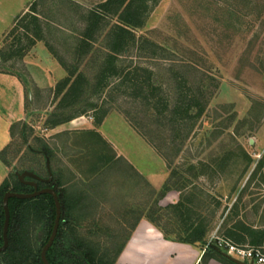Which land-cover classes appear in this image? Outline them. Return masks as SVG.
I'll return each instance as SVG.
<instances>
[{
	"label": "rangeland",
	"instance_id": "1",
	"mask_svg": "<svg viewBox=\"0 0 264 264\" xmlns=\"http://www.w3.org/2000/svg\"><path fill=\"white\" fill-rule=\"evenodd\" d=\"M103 1L0 0V27L8 24L0 32V72L19 76L25 86V115L12 125L3 154L9 164L3 162L6 178L11 185L21 178L58 184L65 202L55 249L58 263L77 261L67 253H94L110 263L147 215L160 216L178 235H185L192 222L202 223L206 234L196 244L209 251L202 264H231L224 252L213 249L219 238L264 252V238L259 241L257 232H264V166L257 168L264 160V0H160L151 6L145 24L136 28V43L116 65L125 71L144 68L141 78L151 76L171 106L185 87L202 89L204 112L176 127L136 99L131 82L112 76L107 86H96L105 59L101 38L95 43L96 60L83 59L77 49L91 10ZM31 6L44 22L46 41L38 42L59 62L49 42L87 75V93L75 105L60 102L57 82L40 88L19 52L7 57L12 49L6 48L18 33L6 35ZM37 57L30 54L31 66ZM105 112L100 130L96 121ZM62 119L78 120L56 125ZM120 151L131 159L138 155L141 169L157 171L156 183ZM169 178L174 187L164 192ZM185 197L193 201L185 204L190 210L184 208L181 215L165 210ZM2 199L0 191V246ZM13 207L22 206L13 202ZM46 207L42 220L31 212L22 222L0 264H35L52 229ZM240 220L252 230L243 233L245 238L229 237L227 229Z\"/></svg>",
	"mask_w": 264,
	"mask_h": 264
},
{
	"label": "trees",
	"instance_id": "2",
	"mask_svg": "<svg viewBox=\"0 0 264 264\" xmlns=\"http://www.w3.org/2000/svg\"><path fill=\"white\" fill-rule=\"evenodd\" d=\"M160 0H105L100 3L97 7L91 10L89 17L86 22V26L81 34L82 40L81 44L77 49V53H79L80 57L83 59L86 56L88 60H96L95 52L97 48L95 47V43L97 41L102 40V48L105 51V59L101 61L99 65V73L97 77L99 78L97 85L98 88H102L108 85L107 81L112 76H118L123 79V82H131L135 87L136 91H133V96L136 99H141L145 104L149 105L154 112L157 113L158 116H162L163 122H168L174 127L183 124L188 119H193L196 116L201 115L204 112L205 104L202 102V98L204 94L200 87H196L194 89L192 86L185 87L186 93H182L176 97L175 102H173L172 106L170 105V100L168 101L166 98L161 96V89L159 86L153 85L151 83V76L142 79L140 71H144V68L137 67L135 70L125 71V69H121L116 65V60L118 56L129 51V45L131 43H136L137 34L136 28L142 27L147 18L149 17V13L151 11V6L157 4ZM20 30H23L22 33H19ZM44 22L37 11L36 7L31 6L30 9L25 12L22 16H20L11 30L7 33V36H14L16 33L17 39L6 49H12L8 58H12L13 55H16L18 52L22 59L26 56V54L36 45L38 41L45 40L46 37L44 35ZM16 36V35H15ZM26 40L25 42L23 40ZM24 42V43H23ZM16 43V44H15ZM49 50L55 55L58 59L59 63L63 66V68L67 71L68 75L63 79L59 80L56 84L55 89L59 94H61L60 102H69L70 105H75L80 102V100L87 93L88 88V78L85 74L84 69L80 70L78 66L71 65L66 62L65 59L60 57L54 48L50 45L49 42H46ZM98 51V50H97ZM197 108L195 113H192L193 109ZM107 112H105L99 120L96 121L97 124L102 123ZM83 114V113H82ZM81 114V115H82ZM72 119V118H71ZM71 119H62L57 122L56 125L67 122ZM161 120V119H160ZM162 123V122H161ZM163 124V123H162ZM135 126L137 127L136 123ZM138 128V127H137ZM139 129V128H138ZM12 130V127H11ZM140 133L145 137L149 138V133L146 130H140ZM9 146V145H8ZM7 146V147H8ZM5 147L0 152V159L9 166L8 162L4 158V151L7 149ZM167 160L168 155H164ZM104 161L107 160L106 156H102ZM110 162V161H108ZM170 163V161H169ZM264 166V160H260L258 162L257 168ZM193 168V166H192ZM191 168V169H192ZM57 183V182H56ZM38 188L42 189L44 187H53L59 194L60 201L62 204V213L65 208L64 197L62 195V191L58 188V184L48 183L47 181L41 180L37 182ZM0 191L3 194L7 191H17V192H33L35 187L32 190H28V185L21 180L15 181L13 185L10 184L8 178H5L2 184L0 185ZM174 187L170 183V178L165 182L162 190L165 192ZM13 202H17L18 206L22 207H13ZM186 202H193L189 198H183L176 204H171L165 208V210H173L177 214H182L184 208L186 210H190L188 206H186ZM49 204L50 207V218H51V226L53 229L56 217V206L55 201L52 195L50 194H41L35 198L31 199H20V198H10L9 199V207L11 211V219L9 225V245L12 243V240L17 235L18 228L22 225V222L28 218L31 212H37L38 221L42 220L46 215V205ZM22 208V209H20ZM153 224H155L167 237H171L175 240L188 242L192 244H196L204 239L206 234V229L204 228L202 223H195L186 228L187 233L185 235H181L178 233H174L173 230L167 228L166 225L161 223L160 216L155 217L154 215L146 216ZM2 241L3 240V226L5 221V213L3 208V199H2ZM229 220V219H228ZM62 221V216H61ZM60 221V225H61ZM139 221V220H138ZM137 221V222H138ZM136 222V224H137ZM228 223V221H227ZM136 224L133 226L132 230L136 227ZM60 228V226H59ZM50 234L45 240L43 246L47 243ZM190 230V232H189ZM252 229L250 226L245 224L243 221H238L232 227L227 229V234L231 238H245L243 233H248ZM185 231V232H186ZM259 232L258 239L261 241L264 238L263 231ZM131 233V232H130ZM129 233V234H130ZM174 234V235H173ZM60 237V230L58 229V233L56 239L48 250L47 257L51 264H59L57 255L55 254V249L57 246V240ZM129 235L126 240L120 246L119 250L116 253L115 258L108 264H114L122 251L125 242L127 241ZM3 245V244H2ZM8 245V247H9ZM3 252H0V256L7 254L9 248ZM43 248V247H42ZM42 248L35 254V264H44L41 259V251ZM213 249L218 252H224V248L218 245V241L213 245ZM208 250H205V253L202 257L204 260L208 254ZM67 258L74 261L73 264H103L100 259L96 257V254H80V255H72L71 253H67ZM226 255V254H225ZM227 257V256H226ZM227 259L231 264H237L229 257Z\"/></svg>",
	"mask_w": 264,
	"mask_h": 264
},
{
	"label": "crops",
	"instance_id": "3",
	"mask_svg": "<svg viewBox=\"0 0 264 264\" xmlns=\"http://www.w3.org/2000/svg\"><path fill=\"white\" fill-rule=\"evenodd\" d=\"M7 27L8 24L0 27V32L2 33ZM30 54L33 56L38 54L39 56L36 62H32V66L30 65L32 60ZM24 58V62L27 63L40 88L52 86L54 82H58L66 76L65 69L53 58L41 42H38ZM24 115L25 86L21 78L13 73L0 72V152L11 141L12 125L22 120ZM77 120L73 119L69 121V124H74ZM104 121L99 125L100 130L105 128L106 122ZM61 125L63 126V124ZM133 140L137 142V139ZM109 141L118 148L117 143L114 142L115 140L110 138ZM120 152L131 164L133 163L136 167L139 166L135 160L138 155L131 159L130 154L124 153V151ZM138 169L149 182L156 183V180L160 177L157 171H147L141 169L140 166ZM6 176L7 167L0 159V184ZM204 253L205 250L197 244L165 236L155 224L144 216L137 222L136 227L131 230L114 264H202Z\"/></svg>",
	"mask_w": 264,
	"mask_h": 264
},
{
	"label": "water",
	"instance_id": "4",
	"mask_svg": "<svg viewBox=\"0 0 264 264\" xmlns=\"http://www.w3.org/2000/svg\"><path fill=\"white\" fill-rule=\"evenodd\" d=\"M36 178H38V177H36ZM21 181L26 183V184H32L35 187V190L33 192H28V193L17 192V191H7L4 194V197H3V208H4V213H5V221H4V226H3L4 243H3V245L0 246V252L5 251L9 245L8 232H9V225H10V219H11L9 199L13 198V197L20 198V199H31V198H35L41 194H50L53 196L54 201H55L56 217H55V223H54L51 235H50L47 243L42 248L41 259H42L44 264H51L50 261L48 260L47 253H48V250L51 248V246L53 245V243L56 239L58 229L60 226L61 216H62V204L60 201L59 194L53 187H44L42 189H39L37 182H26L22 178H21ZM226 256L229 257L234 262H236L237 264H254L253 262L243 261V260L237 259L235 257H232L228 254H226Z\"/></svg>",
	"mask_w": 264,
	"mask_h": 264
},
{
	"label": "built area",
	"instance_id": "5",
	"mask_svg": "<svg viewBox=\"0 0 264 264\" xmlns=\"http://www.w3.org/2000/svg\"><path fill=\"white\" fill-rule=\"evenodd\" d=\"M218 245L232 257L254 264H264V252L259 248L240 247L222 238H219Z\"/></svg>",
	"mask_w": 264,
	"mask_h": 264
}]
</instances>
